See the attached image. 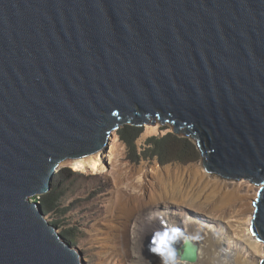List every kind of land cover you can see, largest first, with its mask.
<instances>
[{
	"label": "water",
	"instance_id": "water-1",
	"mask_svg": "<svg viewBox=\"0 0 264 264\" xmlns=\"http://www.w3.org/2000/svg\"><path fill=\"white\" fill-rule=\"evenodd\" d=\"M155 124L207 175L258 187L264 254V0H0V264H84L36 198Z\"/></svg>",
	"mask_w": 264,
	"mask_h": 264
},
{
	"label": "bare ground",
	"instance_id": "bare-ground-1",
	"mask_svg": "<svg viewBox=\"0 0 264 264\" xmlns=\"http://www.w3.org/2000/svg\"><path fill=\"white\" fill-rule=\"evenodd\" d=\"M145 128L142 139L160 132L154 125ZM115 134L105 149L63 162L113 184L107 214L90 241L101 248L98 264H258L264 258L250 230L254 208L238 194L244 180L228 191V181L198 166L131 168L121 162L125 145ZM188 249L192 253L183 254Z\"/></svg>",
	"mask_w": 264,
	"mask_h": 264
},
{
	"label": "trees",
	"instance_id": "trees-1",
	"mask_svg": "<svg viewBox=\"0 0 264 264\" xmlns=\"http://www.w3.org/2000/svg\"><path fill=\"white\" fill-rule=\"evenodd\" d=\"M117 134L119 140L127 146L129 160L133 164H138L142 158L145 160L156 159L163 166L170 163L188 165L196 163L200 159L199 151L190 139L172 133H167L160 138L151 137L147 139L144 142L146 147L141 153L137 152L135 143L143 134V128L125 125L117 130ZM83 178L84 176L79 172L72 171L70 168H62L54 173L52 189L36 198L45 216L52 218L51 224L55 225L57 229H61L60 234L72 245H76L79 229L77 226H70L66 223L68 221L67 215L85 200L79 198L67 205L66 202L78 193L79 186L77 183H80ZM92 195H97V193ZM91 198L92 196L89 199Z\"/></svg>",
	"mask_w": 264,
	"mask_h": 264
},
{
	"label": "rangeland",
	"instance_id": "rangeland-1",
	"mask_svg": "<svg viewBox=\"0 0 264 264\" xmlns=\"http://www.w3.org/2000/svg\"><path fill=\"white\" fill-rule=\"evenodd\" d=\"M145 126H150V125H145ZM145 126L143 127V134L146 130ZM155 126L157 127V129L160 130V132L157 131L156 133L150 134L149 136L143 139H142L143 134H141V136L136 141L135 145H136V149L138 153H141L146 147L144 142L147 139L151 137L160 138L166 135L167 133L172 132V130L170 129L168 125H165V126L154 125V127ZM115 136L119 137L117 132ZM118 141L119 143H123L121 140H119V138H118ZM123 145L125 144L123 143ZM124 155L125 156L122 157L121 162H123L124 164H127L131 168H134V167L138 168V166L145 167L147 165L152 166L157 162L156 159L145 160L142 158L138 164H133L129 160V151L126 145H125ZM105 156H107V154H105ZM174 164H178V163H174ZM197 164L198 162L195 163L196 166ZM167 165H164V166H167ZM61 166H62L61 169L70 168L68 165L64 163ZM81 174L84 176V178L81 179L80 183H77V185L79 186L78 193H76L74 197H71L69 201L66 202V205L72 202L73 200H76L79 198H82L85 201L79 204V206L75 210H73L67 215L68 221L66 223L70 224V226H77L79 229V233L76 239V245L74 246H76L81 252L83 263L84 264H98V260H99L98 252L101 248L98 247L99 245L91 243L90 241H91L92 235L95 233V225L97 224L98 221H100L107 214V204L109 202V199L112 196L113 184L110 180L104 178L103 175H91V174H84V173H81ZM225 183H226V189L228 191H233V187H237V185L240 184L239 182H235V181H228ZM100 189H102V191H100ZM238 191H239L238 193L239 195L247 196L249 198L252 208H254L253 202L256 199L258 187L254 184H251L248 181H242ZM93 193H97V195H92ZM90 196H92L91 199H89ZM244 216L252 217V213H249V214L246 213ZM47 219L51 223L52 218L47 216ZM58 230L59 232L61 231V229H58Z\"/></svg>",
	"mask_w": 264,
	"mask_h": 264
},
{
	"label": "snow or ice",
	"instance_id": "snow-or-ice-1",
	"mask_svg": "<svg viewBox=\"0 0 264 264\" xmlns=\"http://www.w3.org/2000/svg\"><path fill=\"white\" fill-rule=\"evenodd\" d=\"M161 243L163 244V243H164V241H163V240H161Z\"/></svg>",
	"mask_w": 264,
	"mask_h": 264
},
{
	"label": "clouds",
	"instance_id": "clouds-1",
	"mask_svg": "<svg viewBox=\"0 0 264 264\" xmlns=\"http://www.w3.org/2000/svg\"><path fill=\"white\" fill-rule=\"evenodd\" d=\"M164 246L166 245V244H163ZM167 245H169V244H167ZM171 246H173V245H171Z\"/></svg>",
	"mask_w": 264,
	"mask_h": 264
}]
</instances>
